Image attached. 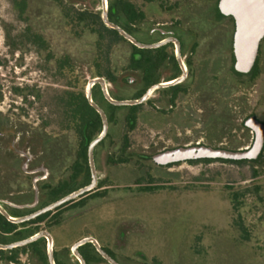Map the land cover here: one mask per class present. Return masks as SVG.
Returning a JSON list of instances; mask_svg holds the SVG:
<instances>
[{"label":"rangeland","instance_id":"374dc122","mask_svg":"<svg viewBox=\"0 0 264 264\" xmlns=\"http://www.w3.org/2000/svg\"><path fill=\"white\" fill-rule=\"evenodd\" d=\"M68 1L76 9L102 17V0ZM30 2L31 26L42 30L48 45L32 42V37L25 34L29 21L21 18L12 0H0V201L14 208L33 210L49 199L44 184L56 185L69 179L71 171L66 166L75 159L71 154L59 170H52L36 129L44 126L55 136L64 133L55 99L67 89L86 92L93 73L97 35L88 32L80 36L78 28H64L61 12L49 0ZM23 36L24 43L20 45ZM14 46L21 49L16 51ZM131 51L126 42L114 45L110 51L113 65L123 71ZM50 55L52 61L48 60ZM63 56H68L74 68L66 75L60 74L56 65V60ZM215 61L209 75L217 74L230 81L233 57L228 55ZM133 79L136 73L124 72L121 80L124 90L132 87L129 81ZM25 87L39 91L41 99L21 104L18 89ZM225 88L231 98L232 89L228 85ZM256 90L257 94L247 89L241 92L249 102L247 114L252 111L264 121V73ZM129 91L132 92H125L124 98L136 94ZM200 98V95L192 98L196 121L193 128L178 135L177 142L168 141L162 133L140 123L129 139V147L124 149V156H131L133 161L111 170L105 164L107 152L117 154L109 146L111 139L99 148L97 176L114 187L102 196H90L82 206L62 211L59 226L39 225L40 230L51 233L60 259L79 264L72 253L73 245L85 237H93L122 264H264V159L256 166L259 170L256 177L248 164L182 163L159 168L150 160L158 148H173L177 144L201 142L229 147L226 143L229 137L222 138L224 144L206 139L204 122L208 113ZM127 111L119 114L125 116ZM245 114L234 113L230 118L232 125L240 127ZM24 129L28 132L20 131ZM126 130L124 121V133ZM237 140L243 142L239 137ZM148 170L155 174L154 179L140 181L138 177ZM137 182H155L162 187L144 193ZM81 183L82 178L68 183L65 195L76 191ZM234 194H240L238 201L232 200ZM32 228L35 227L29 229ZM18 260L20 264H44L30 252H21ZM0 264H4L1 259Z\"/></svg>","mask_w":264,"mask_h":264},{"label":"flooded vegetation","instance_id":"af4514ba","mask_svg":"<svg viewBox=\"0 0 264 264\" xmlns=\"http://www.w3.org/2000/svg\"><path fill=\"white\" fill-rule=\"evenodd\" d=\"M170 1L171 0H165L164 2H162V0H124V27L126 28L124 30L139 43L146 46L153 45L154 47H138L125 38L126 41L124 42L130 44L132 51L123 71L117 66L113 67L112 71L114 77L116 78L115 81L107 75H99L100 68H97L95 65L92 66L93 73L91 74L89 81L96 78H103L105 80L106 91L114 100L142 98L147 95L152 88H155L143 103L134 105L139 106L137 110L139 124H147L149 128H153L154 131L156 130L158 133H162L164 137H167L168 141L175 140L174 142L179 141L177 137L178 135H181L182 132L193 128V124L196 121L192 112V98L194 95H200L201 101L205 102L204 111L208 113V117L204 122L206 126V139L210 140V138L215 139L216 137H222L224 139L225 137H223V133L225 128L221 104L223 103L227 79H222L217 74L209 75V68H215L214 64L216 59L226 57L228 55L232 56L234 54V36L236 32L235 19L232 16L225 15L221 12L219 8V0ZM110 5L111 0L108 4L109 20L111 17ZM132 10L136 11V20L134 21L130 18ZM110 21L118 25L113 20ZM263 42L264 38L260 43L258 57L256 60L257 64L259 59L262 58V62L260 61V79L264 73ZM134 47L138 50L136 51ZM133 59L137 61L135 67L133 65ZM125 71L136 73L135 81L134 79L129 81V84L132 85L129 90H134L136 92V94L132 95L130 98H124V94L125 92L132 91H129L128 89L124 90V85L121 84V80L124 79ZM232 74L231 76L233 79L231 78L232 80H230L235 81L236 78ZM133 81L136 83H133ZM258 86L259 82L255 83L250 90H254L257 94L258 91L256 88ZM92 97L94 101L104 110L108 119V132L105 138L98 143L94 149L96 171L97 152L99 148H102L105 145V142L108 139H111L109 142V146H111L110 148L113 146L112 149L113 151L117 150V154L114 155L111 151L107 152L105 164L110 170L113 166L124 167V137L128 136L130 138L131 135L135 134L139 127L138 124L137 129L134 131L126 130L124 133L125 117L129 111V107L132 106H118L111 103L107 99L101 83H96L93 86ZM124 109L128 110L126 115H120L119 111ZM248 114L249 115L246 118L240 120L242 123L241 125L239 124L240 127L244 125L245 128L249 129L246 127L245 122L252 116L264 124V121H262L256 113L249 111ZM215 117L216 120H214ZM240 121L238 120V122ZM240 127L236 128L233 125L234 132H238ZM250 134L251 141L246 148H249L254 141V133L252 130H250ZM197 144L202 143L198 142ZM185 145H188V143ZM178 146L184 145L177 144L175 147ZM167 149L171 148L162 147L158 148L156 151L160 152ZM239 149L245 148L243 146ZM140 157L144 160L149 159L146 155H140ZM110 158H113L115 162H111ZM150 160L152 161L151 156ZM91 180L92 174L90 181L84 184H82V182L80 188L89 185ZM107 181V179L98 178L97 187L86 194H90L92 197H97V195L102 196L106 193L108 188L114 187L112 185H106L105 183ZM110 182H114V180H111ZM81 197H78L77 199ZM0 203L11 216L12 213L15 215L13 217H24L45 207H37L36 209L30 210L27 208H14L13 206L1 201ZM0 214L2 213L0 212ZM8 236L9 235L2 234L0 231L1 240H7ZM101 247L103 248L102 245Z\"/></svg>","mask_w":264,"mask_h":264},{"label":"trees","instance_id":"16d2710c","mask_svg":"<svg viewBox=\"0 0 264 264\" xmlns=\"http://www.w3.org/2000/svg\"><path fill=\"white\" fill-rule=\"evenodd\" d=\"M50 3L56 5L59 12H61L60 22L61 25L68 29H76L80 30L79 35L83 36L84 34L90 32L92 34L97 35V39L95 41L93 50L95 51V56L93 57L94 65L99 69V75H107L113 81H115V77L113 75V65L110 59V51L114 45L118 42L126 41L123 36L119 34L117 30L108 28L102 21L101 17L98 14L91 13L88 10L84 9H76L74 5L68 0H49ZM14 5H16L18 12L21 18L28 20L29 24L25 28V34L27 36L32 37V42L38 43L40 45H48V42L45 40L43 32L40 28H33L34 25L31 26L30 20V9L31 2L30 0H12ZM132 15V16H131ZM130 18L132 21L136 20V11L132 10ZM110 20L116 22L120 27L126 29L124 27V17H125V8H124V0H111L110 5ZM118 18V19H117ZM25 36V37H27ZM19 38V37H18ZM23 40H20V43H24ZM22 45V44H20ZM16 46L18 47L17 43ZM15 49L16 51L21 48ZM264 46V42H263ZM21 47V46H20ZM46 47V46H45ZM14 49V50H15ZM137 51L138 49L134 47ZM102 51H104L102 53ZM104 55V56H103ZM234 63L235 57L232 55ZM264 59V58H263ZM49 61H52V55L48 57ZM260 61L262 62V58L257 62L254 70L247 75L240 74L234 69V65L232 67V72L235 77V81H228L226 85H228L232 90V96L229 98L230 93H224L223 103L221 104L222 117L224 121V128L226 126L227 129H224V137L225 139L229 137V141H227V145L229 147H224L228 149L237 150L243 147L249 140L251 139L250 130L245 128L242 125L238 132L233 133L234 128L231 123V117H233L234 113H237L239 110V114H245V118L249 115L247 114V105L248 101H245V94L241 92V90H250L255 83H260ZM134 67L137 64V61L133 59ZM57 70L60 74L66 75L70 72L74 71L73 64L68 56H63L56 60ZM247 79H243V78ZM240 78H242L240 80ZM225 90H227L225 88ZM240 93V94H239ZM235 95V97H234ZM18 97L21 100V104L28 103L30 99L40 100L41 93L35 91L34 88H19L18 89ZM55 110L58 114L61 123V131L64 133L59 136H55L49 132H47L46 127L39 126L36 130L39 131V137L41 138L44 146V153L50 161V166L52 170H59V166L64 165L65 159L72 154L75 156L74 161L71 164H67L71 171V175L68 180H60L58 184L52 185L51 183L44 184V188L46 190V195L49 199L43 204L46 206L65 195L66 187L68 183H75L78 179L82 178V184L89 182L91 178L90 167H89V159H88V147L90 142L100 134L102 130V120L98 112L90 106L88 100L86 98L85 92L80 91H72L70 89L63 90L59 93V95L55 99ZM138 107L132 106L129 107V111L125 117V123L128 131H134L137 129L139 124L138 120ZM216 120V117L214 118ZM216 124V122H215ZM27 133V129L20 130ZM242 132V133H241ZM241 133V134H240ZM242 139L243 142L237 140V138ZM129 137H124V149L126 150L129 147ZM210 140H213L210 138ZM215 140L222 143V137H216ZM230 143V144H228ZM131 156H124V164L130 163L133 161ZM264 159V149L260 156L256 160H241V161H232V160H212V159H201L195 161L186 162L188 164H196V163H204L211 164L213 162H221V163H232V164H248L253 169L254 177L259 174V170L256 169L258 163ZM111 162H115L113 158H110ZM156 167L159 168H171L175 165H180L182 163L170 164L167 166H158L153 163ZM57 172V171H56ZM145 175L143 177L139 176L138 179L150 180L154 179L155 174L151 171H145ZM136 185L140 187V190L144 193H153L156 190H159V187L155 184V182H137ZM155 185V186H152ZM258 190V188H256ZM240 194H234L232 200L238 201V196ZM90 194H86L85 196L70 201L65 205L57 208L54 211L48 212L37 218L30 220L28 222L22 224H14L9 222L2 214H0V231L4 235H9L7 240H1L0 242L3 244L11 243L14 241H19L26 239L37 232L41 231L39 225L46 224L47 228H53L55 226H59L61 224L60 215L62 211L69 207H77L82 206L86 203L87 199L90 197ZM41 206V207H43ZM12 216H15L12 213ZM51 219V220H49ZM31 226L35 227L29 229ZM3 236V235H2ZM103 249L112 256L116 261H118L111 251L108 249ZM21 252H30L33 256L39 258L44 264H48V258L46 253V240L41 238L31 244H28L23 247L14 248L11 250H0V259L4 264H20L18 258ZM79 252L84 258L86 264H109L101 254L97 251V249L91 244H85L79 248ZM54 256L57 264H73L70 260L66 261L60 259L56 251H54ZM78 261V260H77ZM119 262V261H118ZM79 263V262H77ZM120 263V262H119ZM122 264V263H120Z\"/></svg>","mask_w":264,"mask_h":264},{"label":"water","instance_id":"95a60500","mask_svg":"<svg viewBox=\"0 0 264 264\" xmlns=\"http://www.w3.org/2000/svg\"><path fill=\"white\" fill-rule=\"evenodd\" d=\"M102 1L104 6L102 19L106 26L117 30L124 38L138 47H154L153 45L146 46L139 43L124 29L112 23L108 18L107 0ZM219 8L223 14L232 16L235 19L236 32L234 36V68L238 73L247 75L252 71L256 64L260 43L264 38V0H219ZM96 83H101L103 85L107 99L111 103L118 106H134L141 104L155 89L152 88L148 94L142 98L114 100L107 93L105 88V80L103 78L90 80L87 86L86 97L89 104L100 114L103 123V129L101 133L90 142L88 147L89 165L92 174L91 183L24 217L11 216L0 203V212L10 222L18 224L34 219L45 213L54 211L97 187L98 177L94 158V149L98 143H100L105 138L108 132V119L104 110L94 101L92 97V88ZM245 125L254 133V141L249 148L230 150L221 147H213L206 144L184 145L157 152L151 156L152 161L159 166H167L170 164L186 163L201 159H221L232 161L256 160L264 148V124L252 116L246 120ZM40 238H45L47 240V255L50 264H56L54 257V241L52 235L48 231L37 232L26 239L10 244L0 243V250H11L14 248L23 247L39 240ZM88 243L93 244L97 251L109 264H120L107 252H105L99 242L93 237H85L76 242L72 247V253L79 260L80 264H86V262L81 256L79 248Z\"/></svg>","mask_w":264,"mask_h":264}]
</instances>
